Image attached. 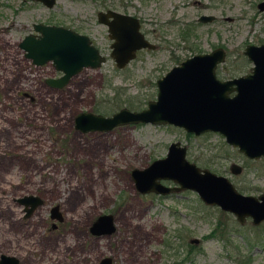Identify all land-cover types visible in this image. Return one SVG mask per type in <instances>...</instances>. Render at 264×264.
<instances>
[{"label":"rangeland","instance_id":"1","mask_svg":"<svg viewBox=\"0 0 264 264\" xmlns=\"http://www.w3.org/2000/svg\"><path fill=\"white\" fill-rule=\"evenodd\" d=\"M261 0H0V255L18 264H99L119 248L116 264H264V222L240 224L192 190L142 194L132 170L166 155L170 143L186 146L200 168L228 177L245 195L264 193V157L248 159L213 132L199 136L172 125L128 124L81 132V112L109 116L123 107L140 110L156 99V81L173 66L222 47L220 79L248 73L247 44L264 43ZM112 9L140 18L156 48L143 49L123 68L110 56L112 40L97 12ZM213 15L199 23L200 15ZM54 24L87 35L106 56L62 87L47 79L61 72L37 66L19 47L33 24ZM232 163L242 167L234 175ZM166 186L177 185L161 180ZM41 198L29 216L17 199ZM58 207L61 219H52ZM114 217L110 237L90 227L101 214ZM219 223L216 236L211 234ZM198 238L199 243H190ZM250 260V261H249Z\"/></svg>","mask_w":264,"mask_h":264},{"label":"water","instance_id":"2","mask_svg":"<svg viewBox=\"0 0 264 264\" xmlns=\"http://www.w3.org/2000/svg\"><path fill=\"white\" fill-rule=\"evenodd\" d=\"M52 8L56 0H35ZM264 10V0L258 4ZM215 17L201 15L199 21L209 22ZM100 23L108 27L110 56L116 67L123 68L136 58L138 50L153 49V43L140 31L139 19L114 10L98 13ZM36 34H28L19 47L34 65L51 62L61 75L47 79L53 87H62L84 68H99L104 56L84 34L54 24H33ZM243 55L252 63L250 72L231 79H219L218 66L226 52L217 47L207 53L194 54L173 66L157 79L156 99L140 110L123 107L109 116L81 112L75 117V128L81 132L110 131L128 124L172 125L199 136L213 132L248 159L264 157V43L245 46ZM187 148L180 142L169 144L164 157L153 160L143 169L132 170V179L142 193L167 195L181 190L195 191L206 205L218 206L233 214L240 224L249 218L253 225L264 222V193L257 196L238 191L233 182L207 168H200L186 157ZM242 167L232 163L230 172L240 174ZM161 180L177 185L166 186ZM26 216L43 203L40 197L24 195L17 199ZM52 219H61L58 207L50 210ZM115 230L110 213L99 215L90 227L93 234H111ZM198 244L199 239L190 240ZM0 264H18L14 256L0 255ZM100 264H110L105 257Z\"/></svg>","mask_w":264,"mask_h":264},{"label":"flooded vegetation","instance_id":"3","mask_svg":"<svg viewBox=\"0 0 264 264\" xmlns=\"http://www.w3.org/2000/svg\"><path fill=\"white\" fill-rule=\"evenodd\" d=\"M261 1H263V0H261ZM260 1V2H261ZM260 2H258L257 3V9H258V11L259 12H264V10H260L259 8H258V4L260 3ZM108 10H112V9H107V10H101V11H103V12H106V11H108ZM115 11V10H114ZM100 11H98L97 12V15H96V17H97V22L99 23V24H102V25H104L106 28H107V30H108V27L105 25V24H103V23H100L99 22V20H98V13H99ZM117 12H119V11H117ZM120 13H122V12H120ZM123 14H126V13H123ZM130 15V14H129ZM202 15H206V14H202ZM132 16H134V15H132ZM201 16V15H200ZM199 16V17H200ZM213 16V15H212ZM134 17H136V18H138L139 19V22H140V18L139 17H137V16H134ZM199 17H198V19H197V22H199V23H210V22H213L215 19H216V16H214L215 18L213 19V20H211V21H209V22H202V21H199ZM141 22H140V31H141ZM108 32V31H107ZM142 32V31H141ZM143 33V32H142ZM144 36H145V34H144ZM108 37H109V34H108ZM146 37V36H145ZM110 38V37H109ZM146 39H147V37H146ZM147 40H149V39H147ZM262 44V43H261ZM248 45V44H247ZM257 45H259V44H257ZM154 46H155V44H154ZM156 48V46L153 48V49H155ZM145 49H148V48H145ZM153 49H151V50H153ZM141 50H143V49H141ZM140 50H138L137 51V53L139 52ZM197 54H202V53H197ZM136 57H137V54H136ZM134 60V59H133ZM181 63V62H180ZM179 63V64H180ZM129 64V63H128ZM127 64V65H128ZM126 65V66H127ZM217 71V70H216ZM168 72V71H167ZM166 72V73H167ZM249 72H250V70H249ZM248 72V73H249ZM248 73H245V74H248ZM244 74V75H245ZM216 75H217V72H216ZM161 78V77H160ZM217 78H219L218 76H217ZM220 79V78H219ZM223 80V79H222ZM152 101V100H151ZM229 170H230V167H229ZM234 175H237V174H234ZM150 193V192H149ZM154 193V192H153ZM114 217V216H113ZM247 220H250L249 218H247L246 219V221ZM245 221V222H246ZM96 235V234H95ZM97 238H104V237H110V234H101V235H98V236H96ZM191 243V242H190ZM119 248H116L115 249V251H114V253L112 254V256H109V258H110V264H116L115 262H116V260H115V258H116V256H119ZM103 258H105V257H102L101 259H100V261H99V264H100V262H101V260L103 259Z\"/></svg>","mask_w":264,"mask_h":264},{"label":"trees","instance_id":"4","mask_svg":"<svg viewBox=\"0 0 264 264\" xmlns=\"http://www.w3.org/2000/svg\"><path fill=\"white\" fill-rule=\"evenodd\" d=\"M218 227H219V223L217 224V226L213 229V231L211 232V234H209L208 236H205L206 238L207 237H211V236H216V234H218L217 233V229H218ZM250 261V260H249Z\"/></svg>","mask_w":264,"mask_h":264}]
</instances>
